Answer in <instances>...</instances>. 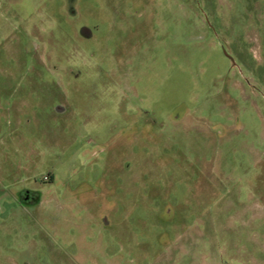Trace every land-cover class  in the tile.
<instances>
[{"label":"rangeland","instance_id":"obj_1","mask_svg":"<svg viewBox=\"0 0 264 264\" xmlns=\"http://www.w3.org/2000/svg\"><path fill=\"white\" fill-rule=\"evenodd\" d=\"M0 264H264V0H0Z\"/></svg>","mask_w":264,"mask_h":264},{"label":"flooded vegetation","instance_id":"obj_2","mask_svg":"<svg viewBox=\"0 0 264 264\" xmlns=\"http://www.w3.org/2000/svg\"><path fill=\"white\" fill-rule=\"evenodd\" d=\"M21 199H22V203H23L24 200L26 202H29V203H34V202L37 203V202H39V197H38L37 192L30 191V190H24L21 193ZM26 202H24V204H29V203H26Z\"/></svg>","mask_w":264,"mask_h":264}]
</instances>
